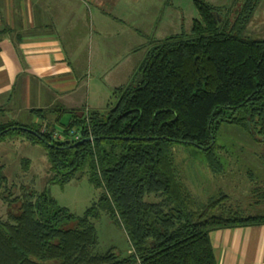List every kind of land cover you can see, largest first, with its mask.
Masks as SVG:
<instances>
[{
	"label": "trees",
	"instance_id": "trees-1",
	"mask_svg": "<svg viewBox=\"0 0 264 264\" xmlns=\"http://www.w3.org/2000/svg\"><path fill=\"white\" fill-rule=\"evenodd\" d=\"M260 1L235 0L238 10L230 23L218 8L194 0L199 19L191 35L155 44L135 79L113 91L112 108L75 115L63 131L92 142L69 147L51 141L54 130L48 126L41 133L36 125L0 123V140L18 133L42 146L50 184L85 175L99 190L96 201L75 217L48 189L14 196L27 188L8 180L0 166V197L9 210L0 218V264H217L210 232L264 224V215L245 216L224 194L199 203L180 182L172 156L173 144L194 146L202 150L206 168L218 174L219 126L239 128L256 142L264 139V39L243 37ZM10 127L34 130L43 139L21 129L6 131ZM20 165L26 173L31 161L23 158ZM101 212L125 229L128 258L95 252L92 220ZM72 220L75 228H62Z\"/></svg>",
	"mask_w": 264,
	"mask_h": 264
},
{
	"label": "crops",
	"instance_id": "crops-1",
	"mask_svg": "<svg viewBox=\"0 0 264 264\" xmlns=\"http://www.w3.org/2000/svg\"><path fill=\"white\" fill-rule=\"evenodd\" d=\"M166 1L0 0V123L56 132L64 115L70 123L90 110L92 82L105 75L93 77L91 65L112 67L123 59L119 50L150 37ZM209 239L217 264H264V224L212 231Z\"/></svg>",
	"mask_w": 264,
	"mask_h": 264
},
{
	"label": "rangeland",
	"instance_id": "rangeland-1",
	"mask_svg": "<svg viewBox=\"0 0 264 264\" xmlns=\"http://www.w3.org/2000/svg\"><path fill=\"white\" fill-rule=\"evenodd\" d=\"M218 8L223 20L228 19L233 23L237 14L235 0H201ZM161 11V10H160ZM199 19L194 0H168L160 12L153 33L150 37L143 38L141 43L132 41L131 51L119 50L123 59L112 67L91 65L92 76H98V70L104 71L105 75L98 77L104 88L98 89V81L92 82L89 109H84L86 114L91 111H107L116 103L113 91L118 87L128 86L146 58L148 51L155 44L173 35H191L193 20ZM221 21V18H218ZM132 31L127 33L131 37ZM137 37V35L134 37ZM243 37L249 39H264V0L256 7L252 20L243 31ZM149 38V39H148ZM148 39V40H147ZM149 42V43H148ZM110 68L109 74L106 69ZM107 84V85H106ZM104 91V94L101 92ZM64 115L54 129L63 134L68 126V118ZM216 156L221 165L218 174L211 172L205 166L202 150L183 144L172 145V156L175 172L180 182L186 186L192 196L199 203L216 199L221 194L228 197L231 206L238 207L245 216L264 215V139L260 142L252 140L243 130L230 126L221 125L216 131ZM23 141V142H22ZM26 140L18 134L11 133L0 140V166L8 180L27 189H19L14 196H22L32 189L41 191L48 189L50 197L60 207L67 208L75 217L83 214L99 195V190L89 184L87 177L73 179L62 185L47 180V158L45 151L40 145L24 143ZM24 143V144H22ZM27 158L31 161L28 172L21 170L20 160ZM17 185H15L14 191ZM21 200L11 204L14 213L18 210ZM7 205L0 197V218L5 220L8 214ZM75 220L64 225L63 229L75 228ZM97 236V254L112 252L118 259H126L131 254V245L128 241L125 229L120 222L112 220L106 212H101L96 220H92ZM49 264H60L51 261Z\"/></svg>",
	"mask_w": 264,
	"mask_h": 264
},
{
	"label": "water",
	"instance_id": "water-1",
	"mask_svg": "<svg viewBox=\"0 0 264 264\" xmlns=\"http://www.w3.org/2000/svg\"><path fill=\"white\" fill-rule=\"evenodd\" d=\"M15 129H21V130H23V131H26V132H28V133L34 135L35 137H37V138H39V139H43L42 136L39 135V133H37V132L34 131V130H31V129L25 128V127H10V128H8L6 131H9V130H15ZM52 139H53V137L50 138L51 141H52ZM92 141H94V139L91 138V137L84 138V139H79L78 141H73V139L70 138V139H68V140L63 141V143L71 144V145H69V147H75V146L80 145V144H82V143H84V142H92ZM45 143H46L47 145H49V146H53L52 143H47V142H45Z\"/></svg>",
	"mask_w": 264,
	"mask_h": 264
},
{
	"label": "built area",
	"instance_id": "built-area-1",
	"mask_svg": "<svg viewBox=\"0 0 264 264\" xmlns=\"http://www.w3.org/2000/svg\"><path fill=\"white\" fill-rule=\"evenodd\" d=\"M46 131V126H43L40 128V132L44 133ZM63 133V132H62ZM53 138L59 141H65L68 140L70 138L73 139V141H78L79 140V134L76 133L74 130H69L67 133L65 134H59L58 132H53Z\"/></svg>",
	"mask_w": 264,
	"mask_h": 264
}]
</instances>
